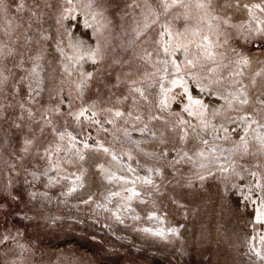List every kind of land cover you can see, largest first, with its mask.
<instances>
[{
	"label": "rangeland",
	"instance_id": "obj_1",
	"mask_svg": "<svg viewBox=\"0 0 264 264\" xmlns=\"http://www.w3.org/2000/svg\"><path fill=\"white\" fill-rule=\"evenodd\" d=\"M194 1L0 0V264H264V0Z\"/></svg>",
	"mask_w": 264,
	"mask_h": 264
},
{
	"label": "bare ground",
	"instance_id": "obj_2",
	"mask_svg": "<svg viewBox=\"0 0 264 264\" xmlns=\"http://www.w3.org/2000/svg\"><path fill=\"white\" fill-rule=\"evenodd\" d=\"M194 14H193V20L192 23L189 27V31L190 32H196V31H203L205 33L206 39H208L209 37V42L213 41L214 38L217 37V35L219 34V26L220 25V20L224 22L227 21V18H222V16L219 18L217 15L214 14V12L210 9V7L208 5H206V2L204 0H195L194 1ZM185 15L188 16L190 15V12L187 11L185 12ZM102 23L99 22L98 25L96 26L95 29H99L101 27ZM258 27H262L263 23L260 21L257 22ZM188 27V26H187ZM187 27L183 30H179V31H171L169 30V36H174V34L176 35V37H178V41L180 44H184L185 39H184V34H185V30H187ZM179 47V44H176L175 49ZM219 50L213 48L212 46H210V48L207 50L208 53L210 54H217ZM180 53V50H177V54ZM182 53V51H181ZM173 55H174V51H173ZM183 62V61H182ZM178 63V65H181V63ZM175 81H179L182 84V87L185 89H187L186 91V105L190 108V109H195L197 111H203L205 109V101L204 98L202 97L201 94H199L198 91L193 90L190 88L189 83H188V78H186L185 74H178L175 79ZM189 97H191V99H189ZM193 101H199L200 103L198 105L193 104ZM261 132H264V127L263 130ZM264 143V142H263Z\"/></svg>",
	"mask_w": 264,
	"mask_h": 264
},
{
	"label": "snow or ice",
	"instance_id": "obj_3",
	"mask_svg": "<svg viewBox=\"0 0 264 264\" xmlns=\"http://www.w3.org/2000/svg\"><path fill=\"white\" fill-rule=\"evenodd\" d=\"M257 7H259V5H257ZM165 51H167V49H165ZM90 75V74H89ZM174 85L177 84V83H180L179 81H173L172 82ZM137 91H139L137 89ZM185 91H187V89L185 88ZM189 99H191V97H189ZM162 104H165L167 103V99L165 98L163 101H161ZM200 102L199 101H193V104H196L198 105ZM187 110V109H186ZM81 115H83V111L80 113ZM117 116L121 115L119 112L116 113ZM105 151H107V149H105ZM83 157H81L82 159ZM257 221L258 222H264V212H259L258 211V214H257V217H256ZM145 231H147V229H145ZM162 234V233H161Z\"/></svg>",
	"mask_w": 264,
	"mask_h": 264
}]
</instances>
